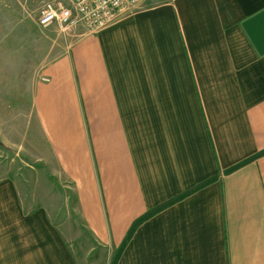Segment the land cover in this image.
I'll list each match as a JSON object with an SVG mask.
<instances>
[{
    "label": "crops",
    "instance_id": "crops-1",
    "mask_svg": "<svg viewBox=\"0 0 264 264\" xmlns=\"http://www.w3.org/2000/svg\"><path fill=\"white\" fill-rule=\"evenodd\" d=\"M73 33L19 85L0 38V264H110L161 207L116 264H264V0H146ZM34 173L66 190L84 261Z\"/></svg>",
    "mask_w": 264,
    "mask_h": 264
},
{
    "label": "rangeland",
    "instance_id": "rangeland-1",
    "mask_svg": "<svg viewBox=\"0 0 264 264\" xmlns=\"http://www.w3.org/2000/svg\"><path fill=\"white\" fill-rule=\"evenodd\" d=\"M46 1L48 0H0V38L10 42L9 49L13 58L9 60L12 67L9 79L14 84L19 85L25 77L28 79L31 77L32 68L38 66L47 50L57 45L61 53L75 39L73 31L77 28L63 31L56 25L47 29L36 27L34 23L37 19L38 10ZM143 1L146 0H140L139 3L141 4ZM139 3L135 8L139 7ZM24 73H26L25 76H23ZM12 157L19 166L15 173L22 176L25 174L23 166H20L23 163L15 159L14 154ZM15 167L13 164V169ZM29 179L33 185L35 184V187L31 188L29 185L26 188L27 196H32L30 199H37L38 206L42 202L41 205L48 210L51 220L57 225L65 241L71 242V249L77 251L74 252L76 258L80 257V260L84 261L86 250H89L93 244L78 225L75 229L76 236L68 235L70 232L69 220L67 219L69 198L66 190L49 176H44L40 183H37L35 173L30 175ZM93 253L89 254L87 264L93 262L95 258L99 259L101 255L100 252ZM80 260L78 262L82 263Z\"/></svg>",
    "mask_w": 264,
    "mask_h": 264
},
{
    "label": "built area",
    "instance_id": "built-area-1",
    "mask_svg": "<svg viewBox=\"0 0 264 264\" xmlns=\"http://www.w3.org/2000/svg\"><path fill=\"white\" fill-rule=\"evenodd\" d=\"M140 0H48L37 14L40 29L56 25L63 31L83 27L86 32L99 31L115 25L132 13Z\"/></svg>",
    "mask_w": 264,
    "mask_h": 264
},
{
    "label": "trees",
    "instance_id": "trees-1",
    "mask_svg": "<svg viewBox=\"0 0 264 264\" xmlns=\"http://www.w3.org/2000/svg\"><path fill=\"white\" fill-rule=\"evenodd\" d=\"M248 161V160H247ZM247 161H245L244 163H246ZM234 169V168H233ZM212 180H209L207 181L206 183H204L203 185H200L199 187H197V189L199 188H202L204 186H206L208 183H210ZM194 191V190H193ZM192 192V191H191ZM162 208V207H161ZM161 208L155 210V211H152V212H149L147 214H145L143 217H141L138 221H136L134 223V225L132 226L131 230L129 231V234L127 236V238L125 239L124 243L122 244L121 248L116 252L115 256L113 257L112 261L110 264H116L117 263V260L119 258V256L121 255L122 253V249L125 247L128 239L130 238L131 234L133 233V231L137 228V226L142 223L143 221H145L148 217H150L151 215L155 214L158 210H160Z\"/></svg>",
    "mask_w": 264,
    "mask_h": 264
}]
</instances>
